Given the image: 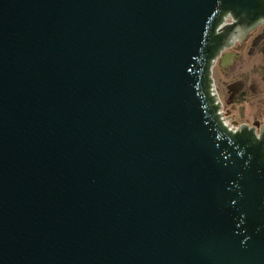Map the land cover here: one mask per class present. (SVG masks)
I'll use <instances>...</instances> for the list:
<instances>
[{"label":"water","instance_id":"water-1","mask_svg":"<svg viewBox=\"0 0 264 264\" xmlns=\"http://www.w3.org/2000/svg\"><path fill=\"white\" fill-rule=\"evenodd\" d=\"M262 23L264 0H0V264H264V125L229 124L213 77Z\"/></svg>","mask_w":264,"mask_h":264},{"label":"rangeland","instance_id":"rangeland-1","mask_svg":"<svg viewBox=\"0 0 264 264\" xmlns=\"http://www.w3.org/2000/svg\"><path fill=\"white\" fill-rule=\"evenodd\" d=\"M238 45L229 50L238 53L233 63L214 69L216 90L233 124H246L259 132L264 125V24L240 43V50Z\"/></svg>","mask_w":264,"mask_h":264},{"label":"flooded vegetation","instance_id":"flooded-vegetation-1","mask_svg":"<svg viewBox=\"0 0 264 264\" xmlns=\"http://www.w3.org/2000/svg\"><path fill=\"white\" fill-rule=\"evenodd\" d=\"M228 23H232V20L231 19H229L228 20ZM262 24H264V23H262ZM262 24H260V25H262ZM259 25V26H260ZM258 26V27H259ZM257 28H255L252 32H254L255 30H256ZM252 32H250L248 35H247V37L246 38H244L243 40H237L235 43H234V45L230 48V49H228V50H226L225 52H223L222 53V55H221V57L218 59V61L216 62V64H215V66H214V68H213V77H214V69H215V67L218 65V64H220V66L223 68V64H225L226 66H230L233 62L231 61L232 60V58L233 57H231V59H230V61L229 60H225L228 56V54L229 55H232V56H234V55H237L238 53H236V54H233L232 52H230L229 50H233V49H235L236 48V46H237V44H239L238 46H239V50H240V43H243L249 36H250V34L252 33ZM237 49V50H238ZM225 68V67H224ZM214 80H215V78H214ZM215 88H216V82H215ZM217 91V90H216ZM218 93V92H217ZM219 95V94H218ZM219 99H220V96H219ZM220 101H221V99H220ZM221 103H222V113L224 114V116H225V118L227 119V121H228V123L229 124H231V125H235V124H233L232 122H231V117H228L225 113H224V111H223V102L221 101ZM236 126V125H235ZM236 127H239V126H236ZM260 132V131H259Z\"/></svg>","mask_w":264,"mask_h":264},{"label":"bare ground","instance_id":"bare-ground-1","mask_svg":"<svg viewBox=\"0 0 264 264\" xmlns=\"http://www.w3.org/2000/svg\"><path fill=\"white\" fill-rule=\"evenodd\" d=\"M225 60H229L230 61V59L228 57Z\"/></svg>","mask_w":264,"mask_h":264},{"label":"built area","instance_id":"built-area-1","mask_svg":"<svg viewBox=\"0 0 264 264\" xmlns=\"http://www.w3.org/2000/svg\"><path fill=\"white\" fill-rule=\"evenodd\" d=\"M232 126L236 128V126H235V125H232Z\"/></svg>","mask_w":264,"mask_h":264}]
</instances>
